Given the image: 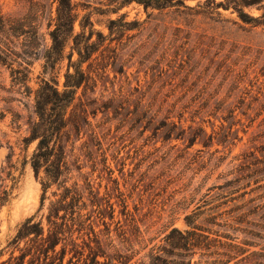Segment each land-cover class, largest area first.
I'll return each instance as SVG.
<instances>
[{
    "label": "rangeland",
    "instance_id": "374dc122",
    "mask_svg": "<svg viewBox=\"0 0 264 264\" xmlns=\"http://www.w3.org/2000/svg\"><path fill=\"white\" fill-rule=\"evenodd\" d=\"M116 1L72 0L76 33L84 20L107 37L91 65L95 87L81 89L69 111L83 128L69 154L76 165L68 186L78 185L81 215L90 219L74 238L85 255L98 237L108 255L131 249V264H149L167 235L188 229L185 217L197 213L198 225L228 233L248 251L240 264H264V25L243 24L208 0L164 11L132 3L113 13ZM56 8V0H0V16L22 24L10 47L31 63L30 90L0 65V169L15 179L0 211V264L26 248L28 241L11 243L27 219L48 229L58 199L54 187L40 210L42 187L29 164L35 144H24ZM245 11L259 18L264 2ZM67 64L47 79L62 87ZM214 218L231 227L209 225Z\"/></svg>",
    "mask_w": 264,
    "mask_h": 264
},
{
    "label": "trees",
    "instance_id": "16d2710c",
    "mask_svg": "<svg viewBox=\"0 0 264 264\" xmlns=\"http://www.w3.org/2000/svg\"><path fill=\"white\" fill-rule=\"evenodd\" d=\"M56 1V17L53 29L49 33L51 46L43 54L45 77L41 79L34 93V110L27 123L28 135L24 138V144L26 148L35 144L29 164L42 187L40 210L44 207L47 193L54 187H57V191L53 192V196L58 199L55 202L51 201L49 205L45 217L48 229H45L42 221H35L34 217L27 219L11 243L17 249L23 241H28L26 248L20 250L18 257H11L2 264H65L68 255L71 257L66 264H80L82 261L83 264H131L134 256L127 254L131 249H126L127 253L116 249L114 254L108 255L101 240L96 237L94 241L96 248H91L87 244L89 253L85 255L84 248L78 242L79 237L74 238V234L76 232L80 234L90 219L84 220L81 215L85 204H82L83 194L78 185L68 186L72 166L76 165L69 160V154L73 151L72 147L83 128L77 115L75 113L70 115L69 111L78 100L81 89L95 87L91 65L95 60L94 56L107 41V37L97 32L92 23H86L84 20L79 22L80 31L76 33L75 26L79 19L72 0ZM263 2L264 0H224L216 3V0H208L206 4L212 3L216 9H232L243 24L257 27L264 25V14L255 18L245 9L258 6ZM132 3L143 6L145 10L164 11L178 9L181 6L188 8L181 0H119L116 1L117 5L113 13ZM198 6L201 7V5ZM116 23L115 20L110 21L108 29L111 33ZM20 26L22 27V24L0 16V65L11 69L14 83L30 90L27 84L30 80L28 68L31 63L20 54H16L10 47L12 38L18 37L22 32ZM68 46H70V53L66 54ZM24 55L30 57L31 53H24ZM19 58L21 63L18 61ZM65 60L68 64L63 85L60 87L57 78L47 79L46 76L53 74ZM15 63L19 64V68L12 67ZM86 64L88 68L84 69ZM82 122L87 125L85 118ZM77 170H79L78 167ZM11 176L10 172L5 174L4 170L0 169V211L10 202L13 194L14 185L10 187L8 184L15 180ZM59 191L62 192L59 194ZM196 219L197 213L187 215L185 223L188 229L183 231L174 228L167 235L164 245L151 254L149 264H240L242 262L238 258L248 251L236 243L237 238L228 233L198 225ZM214 220L215 218L213 221H208L209 225L231 227L228 223L220 225ZM238 222L241 223V219ZM88 227L91 233H94L92 226ZM111 246L115 247L113 243ZM58 247H61L59 251H57ZM196 255H200L198 263H194ZM253 255L258 254L253 253ZM221 257L224 259L220 260ZM99 258H104L105 261L101 262ZM259 258L264 259V256L259 254Z\"/></svg>",
    "mask_w": 264,
    "mask_h": 264
}]
</instances>
